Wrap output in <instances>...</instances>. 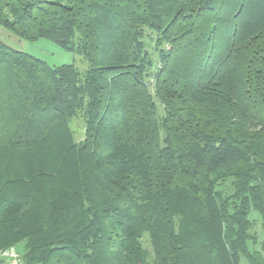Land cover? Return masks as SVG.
Returning <instances> with one entry per match:
<instances>
[{
	"label": "trees",
	"instance_id": "16d2710c",
	"mask_svg": "<svg viewBox=\"0 0 264 264\" xmlns=\"http://www.w3.org/2000/svg\"><path fill=\"white\" fill-rule=\"evenodd\" d=\"M0 27L88 63L0 41V250L20 245L24 264H264L250 218L264 235V0H0Z\"/></svg>",
	"mask_w": 264,
	"mask_h": 264
},
{
	"label": "rangeland",
	"instance_id": "374dc122",
	"mask_svg": "<svg viewBox=\"0 0 264 264\" xmlns=\"http://www.w3.org/2000/svg\"><path fill=\"white\" fill-rule=\"evenodd\" d=\"M143 40L144 42H146V48L150 52L149 56L152 59L154 67V62L157 58V54L154 51L155 35L153 33H150L148 30H145L143 34ZM0 41L17 51L26 53L46 62L49 66L73 65L76 68L77 72L80 74H83L88 69V63L82 55H79L76 52L65 51L56 44L44 39H39L36 41L21 40L11 32L0 27ZM150 91L152 92V89ZM156 106L158 116H163L164 112L162 105L158 101H156ZM83 112V109L78 108L76 111V115L69 120L68 124L72 132L74 141L76 142H80L84 136L85 125ZM250 218L257 222L256 231L258 232L259 237L262 240L264 238V235L260 232L259 229V217L257 216V214L252 213ZM141 243L145 249L151 252V247L147 236H144L142 238ZM15 247L18 253L22 252V248L20 245H17ZM244 263L245 262L242 261V264Z\"/></svg>",
	"mask_w": 264,
	"mask_h": 264
},
{
	"label": "built area",
	"instance_id": "2783aa9c",
	"mask_svg": "<svg viewBox=\"0 0 264 264\" xmlns=\"http://www.w3.org/2000/svg\"><path fill=\"white\" fill-rule=\"evenodd\" d=\"M0 264H24L20 254L13 247L0 250Z\"/></svg>",
	"mask_w": 264,
	"mask_h": 264
}]
</instances>
